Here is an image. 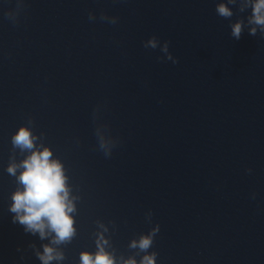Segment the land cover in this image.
I'll return each instance as SVG.
<instances>
[{
	"label": "clouds",
	"instance_id": "9594fccd",
	"mask_svg": "<svg viewBox=\"0 0 264 264\" xmlns=\"http://www.w3.org/2000/svg\"><path fill=\"white\" fill-rule=\"evenodd\" d=\"M229 5L238 6L239 12L251 9L247 17L249 35L255 36L257 30L264 34V0H220L216 5V12L220 17L231 18L234 13ZM89 19L92 17L89 15ZM112 24L116 20L111 21ZM245 21L238 19L231 23L230 35L239 40L243 33ZM165 53L166 59L173 64L178 63L169 52V42L165 41L162 46L157 37L149 38L145 43V48L156 49ZM36 137L27 127H20L12 136L11 142L14 148H19L22 152L28 151L30 155L19 164L12 163L7 168V172L16 177L17 183L22 185L11 195L9 211L14 214L13 223L23 226L26 233L32 235L39 234L41 240L51 236V244L59 245L70 243L75 236L74 220L70 215L75 211L72 201L69 199V189L67 187V177L64 175L62 164L52 159V152L49 148L36 150ZM103 147V145H102ZM22 169L17 176V169ZM251 171V170H249ZM159 230L154 229L150 235L141 236L136 241H132L130 247L139 248L141 251L148 250L152 245V236ZM107 241L101 235L98 242V250L93 254L87 251L80 254V264H116L113 255L105 250ZM155 253L143 257L141 264H154ZM42 264H51L53 260H62L63 254L58 252L49 244L43 245V253H37ZM121 264H137L135 259L121 261Z\"/></svg>",
	"mask_w": 264,
	"mask_h": 264
}]
</instances>
